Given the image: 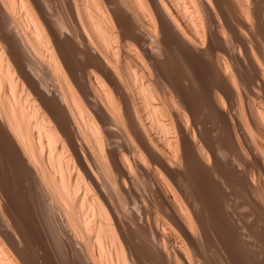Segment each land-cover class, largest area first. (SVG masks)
<instances>
[{"label": "bare ground", "instance_id": "6f19581e", "mask_svg": "<svg viewBox=\"0 0 264 264\" xmlns=\"http://www.w3.org/2000/svg\"><path fill=\"white\" fill-rule=\"evenodd\" d=\"M0 155V264H264V0H0Z\"/></svg>", "mask_w": 264, "mask_h": 264}, {"label": "rangeland", "instance_id": "374dc122", "mask_svg": "<svg viewBox=\"0 0 264 264\" xmlns=\"http://www.w3.org/2000/svg\"><path fill=\"white\" fill-rule=\"evenodd\" d=\"M1 160H2V162H1ZM3 160H4L3 157L0 155V162H1V163H0V166H1V170L4 169L5 171H2V173L4 174V176L6 175V176L4 177L3 174H2V177L6 178V180H7L8 178H9V179H12V181L10 180V181H11L10 183L13 184V185L15 184V186H17V187L19 188V189H18V188L15 187V186H14L15 188L12 187L13 185H12V186L10 185V183H9V181H8L9 179H8L7 181L5 180L6 183H7V185L9 184V186H10V187H8V188H10L9 192L12 191L11 193L15 194V197H17V198L20 197V196H22V197L16 199V198L13 196V194H12L11 196H13L15 202L19 204L18 207H19V206H20V207H23V208H24V207H27L28 204H29V202H28V203L26 202V200L28 201V198H25L26 200L24 199V197H27V196L25 195V193H24L23 190H22L23 186H21V185L17 182V180H15L16 177H15L14 175H12V174H13V171L10 172L9 169H8V171H7L6 166H7V168H10V167H8V165H7V163H6L5 160H4V161H5V163H6V166H4L3 164H5V163H4ZM1 164H2V165H1ZM11 170H12V169H11ZM9 173H10L12 176H10ZM8 175H9V176H8ZM11 177H14V179L11 178ZM13 181H14V182H13ZM16 182H17V185H16ZM18 184H19L20 186H18ZM20 187H21V189H20ZM11 188H13V189H11ZM17 189H18V190H17ZM14 190H15V191H14ZM21 191H22L23 193H21ZM19 192H20V193H19ZM16 193H17V195H16ZM22 194H23V195H22ZM19 195H20V196H19ZM24 195H25V196H24ZM22 199H24V200H22ZM21 200H22V201H21ZM23 201H24V202H23ZM26 203H27V204H26ZM23 204H24V205H23ZM29 211H30V210H26V208H25L24 210H21V215H22V214H23V215L25 214L24 219H25L26 216H27L26 218H28L27 213H28ZM31 211H32V210H31ZM31 211L29 212L30 214H29V213H28V214H29V221L31 222L32 225H31V226L29 225L28 228H30V229L27 228L28 230H26V231H28L27 233H29V231H31V230H33V232L35 231V232H34L35 234L32 233V231L30 232L31 234L29 233V235L33 236V237H31L30 242L34 241V242H32V243L29 242V244H34V243H35L34 246L32 245L30 248H31V250H32V249L35 250V248H36L35 251L37 252V251H38V245H39V247L43 246L45 243H43L42 241L45 242V240H44V237H42L43 235H42V233H41V228H37V227H40L39 221H38V220H35V219L37 218V213H36L37 210H33L32 213H31ZM33 212L35 213V215H34ZM23 215H22V216H23ZM31 216H33V218H32ZM35 216H36V217H35ZM34 217H35V219H34ZM22 218H23V217H22ZM30 219H31V220H30ZM33 219H34V220H33ZM35 221H36L37 223H36ZM36 224H37L38 226H37ZM34 225H35V226H34ZM32 227H33V228L35 227V228L33 229ZM35 229H36V230H35ZM39 229H40V230H39ZM38 230H39V231H38ZM37 232H38L39 234H41V235H39ZM36 234H38V235L36 236ZM34 235H35L36 237H39V236H41V237H39L40 239L38 240L37 238H35ZM41 238H42L43 240H42ZM40 240H42L41 242H42L43 244H42L41 242H39ZM37 241H38V245L36 244ZM34 250H33V251H30V253L34 252V253H32V255L35 257V254H37V253H36ZM63 263H64V262H63Z\"/></svg>", "mask_w": 264, "mask_h": 264}, {"label": "clouds", "instance_id": "9594fccd", "mask_svg": "<svg viewBox=\"0 0 264 264\" xmlns=\"http://www.w3.org/2000/svg\"><path fill=\"white\" fill-rule=\"evenodd\" d=\"M160 43H161V48H160V51H159V56L156 57L157 59L159 60H164L165 59V55H164V48H165V45L164 43L162 42V40L160 39ZM72 60L73 62H83L85 60V55L82 53V52H79V51H74L72 53ZM25 71H28L29 74L30 73V70L28 69V66L27 64L25 65ZM33 79H36L35 77H33ZM37 84L38 86H40V89L42 92H46L47 95H53L54 94V89L51 88L50 85H43L41 84V82L39 80H37ZM110 130L114 131L116 133V135L112 138V139H108L106 136V141H107V145H109L110 147L109 148H117L118 146V143H121L122 141H119L118 138L120 137L121 133L120 131H118L117 129L115 128H112V127H108ZM102 131L104 132V130L102 129ZM108 148V149H109Z\"/></svg>", "mask_w": 264, "mask_h": 264}]
</instances>
